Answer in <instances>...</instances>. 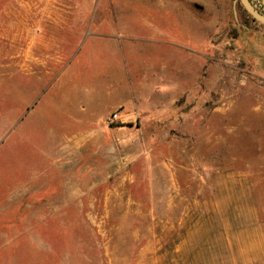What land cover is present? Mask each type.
I'll use <instances>...</instances> for the list:
<instances>
[{"label":"rangeland","instance_id":"1","mask_svg":"<svg viewBox=\"0 0 264 264\" xmlns=\"http://www.w3.org/2000/svg\"><path fill=\"white\" fill-rule=\"evenodd\" d=\"M237 14L190 42L0 0V264H264V26Z\"/></svg>","mask_w":264,"mask_h":264},{"label":"crops","instance_id":"2","mask_svg":"<svg viewBox=\"0 0 264 264\" xmlns=\"http://www.w3.org/2000/svg\"><path fill=\"white\" fill-rule=\"evenodd\" d=\"M112 7L119 18L132 15L129 22L134 24L146 22L142 13H147L161 25L162 33L168 32V25H177L179 39L190 42L212 39L217 25L233 15V0H112ZM5 246L6 242L0 243V251Z\"/></svg>","mask_w":264,"mask_h":264},{"label":"water","instance_id":"3","mask_svg":"<svg viewBox=\"0 0 264 264\" xmlns=\"http://www.w3.org/2000/svg\"><path fill=\"white\" fill-rule=\"evenodd\" d=\"M237 4H240L245 12L257 23L264 26V14L260 13L249 0H233V18L237 25L238 22Z\"/></svg>","mask_w":264,"mask_h":264},{"label":"built area","instance_id":"4","mask_svg":"<svg viewBox=\"0 0 264 264\" xmlns=\"http://www.w3.org/2000/svg\"><path fill=\"white\" fill-rule=\"evenodd\" d=\"M252 5L262 14H264V0H249Z\"/></svg>","mask_w":264,"mask_h":264},{"label":"trees","instance_id":"5","mask_svg":"<svg viewBox=\"0 0 264 264\" xmlns=\"http://www.w3.org/2000/svg\"><path fill=\"white\" fill-rule=\"evenodd\" d=\"M237 5H239V6H241L240 4H237ZM242 7V6H241ZM243 11L245 12V10L243 9ZM245 14L251 19V20H253L246 12H245ZM254 21V20H253Z\"/></svg>","mask_w":264,"mask_h":264}]
</instances>
